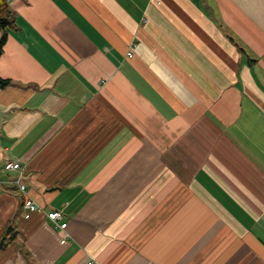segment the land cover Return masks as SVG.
Segmentation results:
<instances>
[{
    "label": "crops",
    "instance_id": "1",
    "mask_svg": "<svg viewBox=\"0 0 264 264\" xmlns=\"http://www.w3.org/2000/svg\"><path fill=\"white\" fill-rule=\"evenodd\" d=\"M7 2L0 264H264V0Z\"/></svg>",
    "mask_w": 264,
    "mask_h": 264
},
{
    "label": "built area",
    "instance_id": "2",
    "mask_svg": "<svg viewBox=\"0 0 264 264\" xmlns=\"http://www.w3.org/2000/svg\"><path fill=\"white\" fill-rule=\"evenodd\" d=\"M127 56L131 57L132 56V51L129 50L127 52ZM4 168L6 170H22L21 166L18 162L16 161H9L5 163ZM15 185L18 186L19 191L21 192H26V186L23 182L20 180V176L14 181ZM23 209H24V217L25 218H30V216L33 213H38V212H44L42 206H40L38 203H36L33 199L26 197L23 201ZM47 217L52 220L56 226L59 228V231L61 232L60 235V242L65 243L67 241V238L69 234L65 231L66 228V222H61L62 219V213L60 210H54V211H49L45 212ZM65 231V232H64ZM87 264H92V262H88Z\"/></svg>",
    "mask_w": 264,
    "mask_h": 264
},
{
    "label": "trees",
    "instance_id": "3",
    "mask_svg": "<svg viewBox=\"0 0 264 264\" xmlns=\"http://www.w3.org/2000/svg\"><path fill=\"white\" fill-rule=\"evenodd\" d=\"M7 1L8 0H0V53L2 45L7 36V30L16 28V25L14 23V12ZM9 82V79L0 78L1 87L8 85ZM15 234L16 231L13 230L12 226H9L5 233V235L7 236H4L0 239V248L14 241Z\"/></svg>",
    "mask_w": 264,
    "mask_h": 264
}]
</instances>
